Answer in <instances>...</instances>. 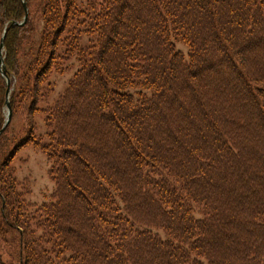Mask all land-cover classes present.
Returning <instances> with one entry per match:
<instances>
[{"label":"trees","instance_id":"trees-1","mask_svg":"<svg viewBox=\"0 0 264 264\" xmlns=\"http://www.w3.org/2000/svg\"><path fill=\"white\" fill-rule=\"evenodd\" d=\"M84 1L0 0V129L7 76L25 130L0 134V264H264V0ZM25 146L54 184L33 212Z\"/></svg>","mask_w":264,"mask_h":264},{"label":"rangeland","instance_id":"rangeland-1","mask_svg":"<svg viewBox=\"0 0 264 264\" xmlns=\"http://www.w3.org/2000/svg\"><path fill=\"white\" fill-rule=\"evenodd\" d=\"M78 3L85 8L87 2L85 3L84 0H78ZM81 43L82 45H86L87 39L85 36L82 37ZM178 47L186 53V47L183 45H179ZM77 68L78 64L75 59L66 62L62 61L60 65H58V69L62 70V72H54L50 78L51 92L49 96V103L53 102L65 90L68 81L72 78ZM4 109L6 119V106ZM10 124L11 126L7 133L8 137L11 139L13 135H18L20 137L19 139H21L23 132H25L22 128V115L18 112L13 114L12 111V116L8 125ZM50 165L51 163L47 160L45 153L32 146L22 147L17 151L14 157L12 166L14 167L15 177L19 183L17 185V191L23 193L19 199L20 201L24 200L23 206L28 212H33L38 205L47 201L54 189V184L50 180L48 173ZM194 214L198 217L197 210H195ZM157 234L162 238L164 237L160 231H157ZM1 250L2 253L5 254L6 250L4 243H1ZM4 256L6 260L12 259L6 254Z\"/></svg>","mask_w":264,"mask_h":264},{"label":"water","instance_id":"water-1","mask_svg":"<svg viewBox=\"0 0 264 264\" xmlns=\"http://www.w3.org/2000/svg\"><path fill=\"white\" fill-rule=\"evenodd\" d=\"M23 5H24V10H25V15H24V18H23V21L21 22H15L13 21L12 24L14 25H23L24 22L26 21L27 19V13H28V9H27V6L25 4V2L23 1ZM5 30L3 31V35L0 39V66L2 67L3 71H2V75H6L5 73V67L4 65L2 64V61H3V57H2V50H3V47H4V44H3V41H4V36H5ZM6 83H7V89H6V94H5V106H6V109H7V112H6V119H5V122L2 126V128L0 129V134L5 130V128L7 127V125L9 124L10 122V119H11V116H12V110H11V107H10V104H9V95H10V79L6 76Z\"/></svg>","mask_w":264,"mask_h":264}]
</instances>
